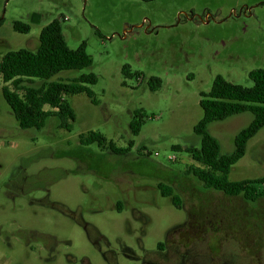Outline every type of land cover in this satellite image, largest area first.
Wrapping results in <instances>:
<instances>
[{
  "label": "rangeland",
  "instance_id": "1",
  "mask_svg": "<svg viewBox=\"0 0 264 264\" xmlns=\"http://www.w3.org/2000/svg\"><path fill=\"white\" fill-rule=\"evenodd\" d=\"M0 19V58L35 50L41 29L57 19L67 46L84 43L92 64L52 80L97 77L90 86L96 105L85 94L67 99L76 116L69 131L58 129L55 118L40 131L21 130L0 80V264H141L174 227L190 220L206 241L208 219L239 208L238 198L206 190L188 173L201 166L173 147L198 146L200 94L217 75L249 87L248 73L264 69V0H0ZM16 21L30 32L13 31ZM123 68L141 77H125ZM151 77L162 81L156 91L149 89ZM136 110L144 116L133 136ZM252 118L246 112L208 126L222 154L233 151ZM88 132L133 147L118 157L82 146L79 136ZM263 176L264 127L228 178ZM157 184L184 208L173 206ZM245 209L264 212V199Z\"/></svg>",
  "mask_w": 264,
  "mask_h": 264
},
{
  "label": "trees",
  "instance_id": "2",
  "mask_svg": "<svg viewBox=\"0 0 264 264\" xmlns=\"http://www.w3.org/2000/svg\"><path fill=\"white\" fill-rule=\"evenodd\" d=\"M139 1L150 3L156 0ZM12 28L20 34L30 32V26L19 21L14 22ZM91 64L92 60L85 51L84 43L76 50L67 46L61 22L57 19L41 29L35 50L19 49L2 55L1 94L19 128L40 131L50 118H55L58 129L69 131L76 116L67 99L85 94L96 105L90 86L97 83V77L88 73L66 81H54L52 78L61 72L84 70ZM122 73L125 77H141L126 68H123ZM248 79L251 82L249 87L228 82L217 75L210 90L200 94L199 106L203 116L193 128L199 141L198 146L183 149L174 146L173 150L184 151L193 162L201 166L189 167L188 173L196 177L205 189H213L226 195L242 193L247 198H254L250 188L255 184H263L264 178L241 181H230L228 178L230 169L245 155L248 142L264 127V69L250 71ZM36 82H41V85L34 87ZM161 84L162 81L157 77H151L148 81L151 91L158 90ZM45 107L48 109L45 110ZM246 112L252 114L251 122L235 136L233 151L222 154L220 144L210 135L208 126ZM143 116L140 110L134 111L129 124L133 136L139 135ZM79 143L85 147L96 145L118 157L124 156L133 147V141H129L125 148L118 147L97 132L80 135ZM158 189L163 197H169L173 206L179 208V200L172 196L169 187L160 184Z\"/></svg>",
  "mask_w": 264,
  "mask_h": 264
},
{
  "label": "flooded vegetation",
  "instance_id": "3",
  "mask_svg": "<svg viewBox=\"0 0 264 264\" xmlns=\"http://www.w3.org/2000/svg\"><path fill=\"white\" fill-rule=\"evenodd\" d=\"M259 186L255 184L250 188L254 198H247L242 193L226 195L206 189L221 193L227 201L238 198L239 208L228 207L224 219H208L206 241L197 235L201 227L190 220L174 227L166 233L164 242L157 244L155 251L144 253L141 264H264V212L245 209V205L264 199V190ZM50 206L61 207L56 203H50ZM189 214L193 218L192 212ZM171 236L174 240L170 239ZM185 245L188 247L183 249Z\"/></svg>",
  "mask_w": 264,
  "mask_h": 264
}]
</instances>
